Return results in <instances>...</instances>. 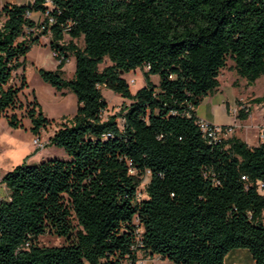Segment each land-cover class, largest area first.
Instances as JSON below:
<instances>
[{
  "label": "trees",
  "instance_id": "1",
  "mask_svg": "<svg viewBox=\"0 0 264 264\" xmlns=\"http://www.w3.org/2000/svg\"><path fill=\"white\" fill-rule=\"evenodd\" d=\"M33 13L44 21L31 19ZM47 35L57 66L40 68L38 75L77 101L69 124L47 144L62 148L68 159L24 161L0 175L8 192L0 200V264H136L140 253L171 264H225L235 249L264 264V195L258 191L264 141L250 146L230 136L211 143L196 116L218 89L228 59L249 84L264 75V0L4 4L0 117L13 129L28 119L35 137L51 121L35 97L20 100L25 77L20 86L12 81ZM70 57L75 72L65 80ZM136 70L144 85L132 93L123 75ZM101 87L129 104L104 119ZM252 103L264 104V96ZM250 113L240 109L237 117L244 121ZM45 234L65 243L41 246Z\"/></svg>",
  "mask_w": 264,
  "mask_h": 264
},
{
  "label": "rangeland",
  "instance_id": "2",
  "mask_svg": "<svg viewBox=\"0 0 264 264\" xmlns=\"http://www.w3.org/2000/svg\"><path fill=\"white\" fill-rule=\"evenodd\" d=\"M32 0H0V8L6 4H27ZM30 18L38 23L44 21V16L33 13ZM70 39L65 37V42ZM50 35L42 36L39 45H34L25 58L24 66L21 67L15 75L12 84L20 86V78L25 77L27 88L20 94V100L23 103H30L33 97L36 98L44 116L51 121V124L41 131L39 137H35L31 132L30 121L23 119L22 128L13 129L8 126L6 119L0 117V175L8 172L24 161L27 163H40L41 161L57 158L61 160L68 159L62 148L56 146H47L49 138L69 121L76 111V97L69 91L59 92L49 84L44 83L39 75L38 69L48 71L56 70L57 61L49 48ZM79 47H83L82 40L76 41ZM109 65H100V69ZM234 63L228 59L226 68L221 70L218 77L219 87L212 94L203 99L199 105L198 113L201 116L209 118L216 123H232L237 120L240 127H236V136L244 139L250 145L259 144L258 130L264 127V104L256 105L252 100L264 96V75L249 84L246 79L240 78L234 71ZM63 78L70 80L74 76L75 61L73 57L65 63L63 67ZM130 86L132 93L136 92L144 85L143 72L136 70L123 75ZM154 84H158L159 78L156 75L150 77ZM102 94L107 102V110L103 113V118L116 113L123 104H129V101L122 99L119 95L113 93L104 87H101ZM223 100V101H222ZM229 102L230 112L227 111ZM250 109L251 113L247 120H240L237 113L240 109ZM21 115V112H17ZM220 126V125H217ZM228 126L230 125H222ZM232 135V134H231ZM38 139L45 147L43 149L34 146V140ZM28 157V158H27ZM150 174L147 172L141 177V185L138 189V196L145 198V186L149 182ZM264 195V191H261ZM5 190L0 188V197L5 196ZM41 246L53 247L61 246L65 243L63 238L52 234H45L38 238ZM143 264H171L158 256L138 255ZM225 264H253L249 252L245 249L232 250L225 258Z\"/></svg>",
  "mask_w": 264,
  "mask_h": 264
},
{
  "label": "built area",
  "instance_id": "3",
  "mask_svg": "<svg viewBox=\"0 0 264 264\" xmlns=\"http://www.w3.org/2000/svg\"><path fill=\"white\" fill-rule=\"evenodd\" d=\"M199 127L204 137L211 143L212 142L217 143L223 139H227L228 136L232 133L231 127L212 125V124L205 123L203 121H199ZM258 141L259 142L264 141V127L258 130ZM34 146L40 149H43L45 147V145H43L38 139L34 140ZM258 191L259 193H261V191H264V182L258 183ZM143 263L144 262L140 261L138 257L136 264H143Z\"/></svg>",
  "mask_w": 264,
  "mask_h": 264
},
{
  "label": "crops",
  "instance_id": "4",
  "mask_svg": "<svg viewBox=\"0 0 264 264\" xmlns=\"http://www.w3.org/2000/svg\"><path fill=\"white\" fill-rule=\"evenodd\" d=\"M223 101V100H222ZM226 104H227V106H228V112H230L231 110H230V108H229V102H226ZM196 116L198 117V119L200 120V121H203V122H205V123H208V124H212V125H220V126H222V125H230V127L232 128V135L230 134L228 137H230V136H236V131H235V128L236 127H240V124H238L237 126H236V124L238 123V121L237 120H234L232 123H216V122H214V121H212V120H210L209 118H206V117H204V116H201L199 113H198V109H196ZM237 138H239L238 136H236ZM239 139H241V138H239ZM241 140H243L244 142H246L244 139H241ZM248 144V143H247ZM248 145H250V144H248ZM257 144H255V145H250V146H256ZM0 188H2L3 190H5V193H6V195L5 196H1L0 197V200L1 199H4V198H7V196H8V192H7V190H6V187L4 186V185H0Z\"/></svg>",
  "mask_w": 264,
  "mask_h": 264
},
{
  "label": "water",
  "instance_id": "5",
  "mask_svg": "<svg viewBox=\"0 0 264 264\" xmlns=\"http://www.w3.org/2000/svg\"><path fill=\"white\" fill-rule=\"evenodd\" d=\"M30 5H31V2H28V3H27V6H30Z\"/></svg>",
  "mask_w": 264,
  "mask_h": 264
}]
</instances>
